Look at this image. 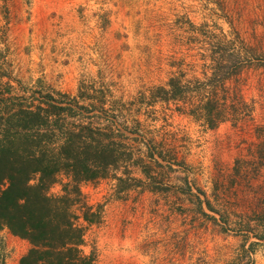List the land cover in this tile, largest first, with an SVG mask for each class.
<instances>
[{
	"label": "rangeland",
	"instance_id": "rangeland-1",
	"mask_svg": "<svg viewBox=\"0 0 264 264\" xmlns=\"http://www.w3.org/2000/svg\"><path fill=\"white\" fill-rule=\"evenodd\" d=\"M178 76L194 102L213 78L216 92L233 98L232 114L209 128L183 102L161 100L156 88ZM83 83L140 122L129 149L142 159L80 184L95 212L79 220L91 264H264V166L253 175L255 124H264V0H0V128L17 111L3 99L73 96ZM252 109L255 123L235 120ZM66 181L48 192L60 195ZM29 247L0 230V264H18Z\"/></svg>",
	"mask_w": 264,
	"mask_h": 264
},
{
	"label": "trees",
	"instance_id": "trees-1",
	"mask_svg": "<svg viewBox=\"0 0 264 264\" xmlns=\"http://www.w3.org/2000/svg\"><path fill=\"white\" fill-rule=\"evenodd\" d=\"M225 80L221 79L222 87ZM207 81L212 89L196 98V102L185 90L189 81L179 76L169 79L168 88L157 87V96L163 101L183 102L182 110L190 107L187 112H199L206 125L215 128L232 114L227 101L233 98L218 94L213 78ZM89 86L94 88L93 92L88 90ZM107 98L103 88L97 90L93 84L83 83L73 96L56 92L43 94L35 101L14 98L1 101L7 108L17 107L15 122L7 117L6 125L0 128V230L7 229L29 243V250L18 264L92 263L80 249L84 227L79 220L90 223L95 212L90 211L81 196L80 184L106 178L120 163L133 164L139 160L133 159L129 146L136 139L134 123L140 122L131 113L123 117L122 110H113L116 102ZM116 111L121 113L122 122L118 121L121 118ZM252 111L246 110L242 120L236 115L235 120L239 124L255 123ZM255 125L260 141L253 151V175L258 176L264 166V124ZM142 156L152 157L153 153L149 151ZM242 162L246 164L245 172L251 173L252 161ZM239 164L240 159H236V174L241 170ZM59 177L67 181L60 182V195H52L49 188ZM115 178L123 180L120 176ZM206 205L212 210L208 201ZM258 238L263 239L264 235Z\"/></svg>",
	"mask_w": 264,
	"mask_h": 264
}]
</instances>
